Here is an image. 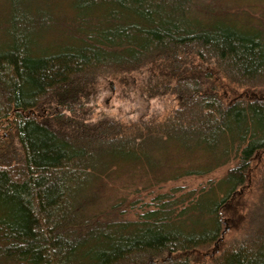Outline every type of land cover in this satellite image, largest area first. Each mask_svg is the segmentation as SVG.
I'll return each mask as SVG.
<instances>
[{
	"label": "trees",
	"instance_id": "1",
	"mask_svg": "<svg viewBox=\"0 0 264 264\" xmlns=\"http://www.w3.org/2000/svg\"><path fill=\"white\" fill-rule=\"evenodd\" d=\"M244 1L0 0V264H264V0ZM141 71V94L178 100L168 115L86 122L102 79ZM234 161L133 218L106 194ZM226 216L242 229L214 254Z\"/></svg>",
	"mask_w": 264,
	"mask_h": 264
},
{
	"label": "rangeland",
	"instance_id": "2",
	"mask_svg": "<svg viewBox=\"0 0 264 264\" xmlns=\"http://www.w3.org/2000/svg\"><path fill=\"white\" fill-rule=\"evenodd\" d=\"M244 2L251 3L257 2V0H246ZM258 3V2H257ZM264 5V1L262 3ZM63 11L69 13L66 5H62ZM146 72H135L134 74L128 75L121 79L112 78L102 79L99 82V86L95 90L96 92L91 95L89 100L86 102V122L95 123L101 119L116 122H135L137 120H149V119H160L168 115L172 109L178 105V100L173 95H159L156 97H146L140 92V86L145 80ZM234 97L242 96L243 90L234 88L231 93ZM223 92L227 90L222 89ZM55 111V112H54ZM64 122L66 123L69 119L68 112H62ZM47 121L57 123L62 128V117L61 109L56 108L52 112L47 114ZM57 117L56 119L54 118ZM15 153L19 154V147L16 145ZM235 161L216 169L214 172L204 175H191L175 179V181H169L163 183L160 186H154L151 190L147 189L146 183L137 178H130L129 176L124 179H119L106 190L107 197H112L117 201L121 199H128L132 203H137V207L130 212L127 217L133 218V215L139 211L140 206L151 203L155 195L168 194L175 189H180V193H187L190 190H199V188L206 186L211 180H219L224 176L230 168L234 167ZM254 172L258 174L264 169V156H260L257 162L253 165ZM144 180V179H143ZM254 198V193L247 192L240 197V204L251 203ZM131 210L129 204L122 206L118 213L124 212L126 209ZM124 216V217H125ZM238 216V215H237ZM227 217V216H226ZM225 233L221 239V243L214 248V254L221 250L225 242H229L237 233L242 229L241 217L239 216L236 220L232 217L225 219ZM222 244V245H220Z\"/></svg>",
	"mask_w": 264,
	"mask_h": 264
}]
</instances>
